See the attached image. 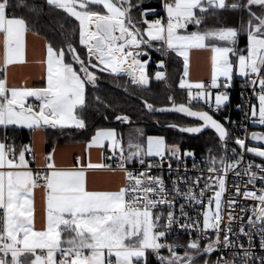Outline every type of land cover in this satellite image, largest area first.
I'll list each match as a JSON object with an SVG mask.
<instances>
[{
	"label": "snow or ice",
	"instance_id": "snow-or-ice-1",
	"mask_svg": "<svg viewBox=\"0 0 264 264\" xmlns=\"http://www.w3.org/2000/svg\"><path fill=\"white\" fill-rule=\"evenodd\" d=\"M17 8L25 14L18 15ZM46 9L63 19L62 36L68 32L78 40L65 36L58 44L46 42L40 86L9 85L8 66L26 62V36L34 32L29 21ZM161 9L163 16L145 8L143 0H0V264H153V259L156 264H264V146L246 143L264 145V131H249V126L264 128V0H162ZM220 10L246 14L247 21L242 15L239 26H230ZM149 14L156 18L149 20ZM65 24L72 25L70 31ZM152 49L163 56L154 73L148 71ZM193 50L210 52L207 81L190 79ZM176 58L182 61L177 87L184 90V102L169 95L167 106L143 100V107L152 114L194 118L191 125H164L180 133L215 131L220 154L209 149L193 176L185 158H192L196 169L194 152H182L164 135L136 130L125 140L115 128H98L87 147L100 150L101 162L89 156L84 163L77 158L74 167L57 168L48 154L45 171L30 167L29 144L18 146L8 135L45 127L87 130L84 113L100 74L127 77L131 85L147 89L153 79L168 84L165 60ZM235 77L250 94L236 106L242 121L224 117L243 132L233 137L215 115L230 105ZM94 99L102 103L99 96ZM114 119L131 124L127 114ZM230 140L239 150L229 151ZM173 162L170 182L153 174L165 164L173 173ZM100 170L122 173L123 184L116 190L90 188L89 172ZM229 175L241 182L230 186ZM38 187L45 191L41 230L34 223ZM181 234L187 237L183 243ZM257 235L259 252L253 243Z\"/></svg>",
	"mask_w": 264,
	"mask_h": 264
},
{
	"label": "trees",
	"instance_id": "trees-1",
	"mask_svg": "<svg viewBox=\"0 0 264 264\" xmlns=\"http://www.w3.org/2000/svg\"><path fill=\"white\" fill-rule=\"evenodd\" d=\"M42 2V0H40ZM162 0H143V6L145 8L155 9L161 16L164 12L161 9ZM18 15H24L18 8L16 9ZM138 15V13H137ZM243 15V19L247 21V15L240 12L223 11L220 10V17L230 26H239L240 17ZM149 20L156 17L149 14L147 17ZM34 26V32L46 39V42L58 44L65 36H68L70 40H78V36H69L68 32L65 35H61L60 24L63 23L61 16L51 9H46L45 14L39 19L29 21ZM213 21L210 19L208 25L211 26ZM65 28L69 31L72 25L65 24ZM190 30H195L190 26ZM246 42L245 37L240 39V47H244ZM150 63L148 71L154 73L156 70V62L163 58L162 53L155 49L149 50ZM146 59L148 57H145ZM168 66V84L163 82L151 80L147 89L137 88L130 84L127 77L113 80L107 74H100V82L98 89L92 91L88 97V108L84 113L86 119L87 130H77L75 128H50L45 127L46 131V152L49 153L56 144L68 143V142H88L91 135L94 134L98 128H115L119 133H123L125 140H127L130 132L136 131L139 127L143 132L148 135H164L166 141L176 143L182 148L191 150L194 153L202 154L211 148L217 147V134L212 130H206L200 134H187L180 133L177 130L170 129L164 125L169 122H176L184 124L190 122L196 123L195 120L183 116L177 113H148L143 107V100H147L149 103L154 104L155 107L167 106V96L172 95L176 101L184 102V90H180L177 87L178 79L182 74V61L179 58L175 60H165ZM3 71L0 70V74ZM119 85V86H117ZM125 87L128 91H125ZM99 96L100 101H96L94 97ZM107 105L108 107H105ZM233 107L228 106L222 112L217 113L215 117L221 122L225 123L228 127L230 134L235 136V129L233 125L228 124L224 117L227 116L231 121L238 118V114ZM117 114H127L131 118V124H124L114 119ZM107 116L108 119H104ZM165 116L175 117L182 121H169L164 119ZM159 120V124L156 121ZM190 124V125H191ZM189 125V124H185ZM8 134L12 135L16 139L17 145L30 144L32 141V131L28 129H16L9 131ZM153 264H156L153 259Z\"/></svg>",
	"mask_w": 264,
	"mask_h": 264
},
{
	"label": "crops",
	"instance_id": "crops-1",
	"mask_svg": "<svg viewBox=\"0 0 264 264\" xmlns=\"http://www.w3.org/2000/svg\"><path fill=\"white\" fill-rule=\"evenodd\" d=\"M46 39L36 33L29 32L26 36L25 63L10 65L7 68L9 85L27 84L28 86H40L46 75ZM0 70L3 71L2 65ZM191 81H207L210 78V52L206 50H193L190 57ZM239 78V77H235ZM2 134V130H0ZM88 142H68L56 144L51 152H46L45 129L32 132V141L29 144L32 153H26V158L33 165L45 168V157L52 154L57 168H71L79 158L82 163L87 162L89 156L93 163L101 162L102 153L98 149H89ZM104 153L103 155H106ZM34 156L32 163L30 157ZM111 163V161H108ZM90 188L101 190H116L123 184V174L120 172L95 171L88 174ZM34 223L36 230H41L45 221V191L42 187L34 189Z\"/></svg>",
	"mask_w": 264,
	"mask_h": 264
},
{
	"label": "built area",
	"instance_id": "built-area-1",
	"mask_svg": "<svg viewBox=\"0 0 264 264\" xmlns=\"http://www.w3.org/2000/svg\"><path fill=\"white\" fill-rule=\"evenodd\" d=\"M230 92V97H231V101H230V107L232 106L233 108L232 109H235V112L238 114V118H235L233 119V121H242L243 120V112L240 111L236 106L238 104H242V103H246L245 101V97L248 96L250 94V90L248 88L245 87V84H244V81L242 78H234V81H233V86L231 87V89L229 90ZM234 129H235V135H241L243 136V132L239 130V127L237 125H233ZM249 131H264V128L260 127V126H249ZM10 137H13L12 135L8 134ZM246 143H249L251 144V141H246ZM180 147V146H179ZM232 147H237L238 149V146L234 145V143L230 140L229 141V144H228V148H229V151ZM181 151L184 152V151H191L189 149H186V148H182L180 147ZM213 150V154H217L219 155L220 153L217 152V147L215 148H211ZM239 150V149H238ZM192 152V151H191ZM195 154V160H196V163H197V168L196 169H193L192 168V163H193V160L192 158H185V162L187 164V167H188V175L189 176H193L194 173H197L199 171L200 168H202L204 165H203V161L208 157L209 155V150L206 151L205 153H202V154H197V153H194ZM247 159H255V162L256 163H259L260 162V158H253L251 156V154H248ZM30 160L31 162L33 163L34 162V159L33 157L31 156L30 157ZM175 162H173V173H169L168 172V169H167V165L165 164V167L162 169V170H155L153 172L154 175H163L164 179L166 182H170V179L172 178H175ZM33 169H38V170H41V171H45L46 169L43 168V167H37L35 165L32 166ZM183 171V170H182ZM242 180L244 182L247 181V177H243ZM232 181H236V182H241L240 180H238V178L232 176V175H229V182H230V186H231V182ZM169 186H170V183H169ZM249 187L251 188V186L249 185ZM257 187H260L259 184H257ZM254 202L252 201H248L247 204L248 205H252ZM238 210V209H237ZM250 214V213H249ZM175 235V234H174ZM187 239L186 236H184L183 234H181L179 236V241L180 243H183L185 240ZM259 241H260V237L257 235L254 237V240H253V243L256 245V248L255 250L257 252L260 251L259 249ZM245 246L247 247V242L245 240ZM181 253H182V249H180ZM225 252L230 255V251L229 250H225ZM164 253L167 254V252L165 251Z\"/></svg>",
	"mask_w": 264,
	"mask_h": 264
},
{
	"label": "rangeland",
	"instance_id": "rangeland-1",
	"mask_svg": "<svg viewBox=\"0 0 264 264\" xmlns=\"http://www.w3.org/2000/svg\"><path fill=\"white\" fill-rule=\"evenodd\" d=\"M164 119H167V120H169V121H177V122H178V121H182V120H178V119L175 118V117H169V116H165ZM184 124H189V125H190L191 123H190V122H187V123L185 122ZM137 130L142 131L143 129L139 127ZM251 145H252V144H251ZM164 254L167 255L166 253H164Z\"/></svg>",
	"mask_w": 264,
	"mask_h": 264
},
{
	"label": "water",
	"instance_id": "water-1",
	"mask_svg": "<svg viewBox=\"0 0 264 264\" xmlns=\"http://www.w3.org/2000/svg\"><path fill=\"white\" fill-rule=\"evenodd\" d=\"M215 118H216V117H215ZM190 119H193V120H194V118H190ZM216 119H217V118H216ZM206 130H212V131H214L213 129H210V128H209V129H204L203 132L206 131ZM214 132H215V131H214ZM251 144H252V145H256V146H264V145L259 144L258 142H251Z\"/></svg>",
	"mask_w": 264,
	"mask_h": 264
}]
</instances>
